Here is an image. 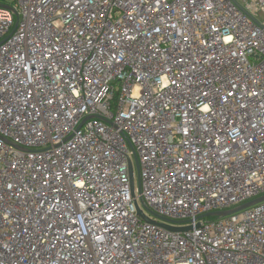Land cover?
Masks as SVG:
<instances>
[{
	"label": "built area",
	"instance_id": "built-area-1",
	"mask_svg": "<svg viewBox=\"0 0 264 264\" xmlns=\"http://www.w3.org/2000/svg\"><path fill=\"white\" fill-rule=\"evenodd\" d=\"M262 195L264 0H0V264H264Z\"/></svg>",
	"mask_w": 264,
	"mask_h": 264
},
{
	"label": "water",
	"instance_id": "water-1",
	"mask_svg": "<svg viewBox=\"0 0 264 264\" xmlns=\"http://www.w3.org/2000/svg\"><path fill=\"white\" fill-rule=\"evenodd\" d=\"M134 156H135V165H136V168H137V184H138V188H139V192L141 193V181H140V177H139V172H140V165H139V159H138V156L136 154V152L134 151ZM130 173H131V182H132V186H133V189H134V175H133V168H132V165H130ZM264 201V195L258 197V198H255L253 200H250L248 202H245L239 206H236V207H233V208H230V209H226V210H219V211H211V212H208V213H205V214H202L200 216H198L197 219H202V218H222V217H226V216H229L233 213H236L240 210H243L245 208H248V207H251L259 202H262ZM141 203L146 207V208H149L147 203L145 202L144 198L141 196ZM140 213L141 210L139 211ZM162 219L164 220H167V221H172V222H176L172 219H168L166 217H162L160 216ZM188 221H191V220H188ZM186 222V221H185ZM162 225H165V224H162Z\"/></svg>",
	"mask_w": 264,
	"mask_h": 264
},
{
	"label": "rangeland",
	"instance_id": "rangeland-1",
	"mask_svg": "<svg viewBox=\"0 0 264 264\" xmlns=\"http://www.w3.org/2000/svg\"><path fill=\"white\" fill-rule=\"evenodd\" d=\"M135 175H136V181H137V168H136V166H135ZM188 228H190L189 224H184V225L179 226V229H181V230L188 229Z\"/></svg>",
	"mask_w": 264,
	"mask_h": 264
},
{
	"label": "trees",
	"instance_id": "trees-1",
	"mask_svg": "<svg viewBox=\"0 0 264 264\" xmlns=\"http://www.w3.org/2000/svg\"><path fill=\"white\" fill-rule=\"evenodd\" d=\"M211 219H216V218H213V217H212Z\"/></svg>",
	"mask_w": 264,
	"mask_h": 264
}]
</instances>
